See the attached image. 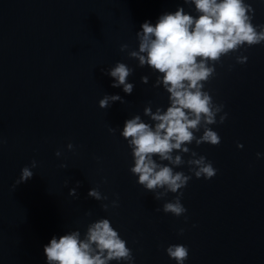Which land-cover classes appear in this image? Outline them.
<instances>
[{
    "label": "water",
    "instance_id": "95a60500",
    "mask_svg": "<svg viewBox=\"0 0 264 264\" xmlns=\"http://www.w3.org/2000/svg\"><path fill=\"white\" fill-rule=\"evenodd\" d=\"M249 2L254 22L264 23V0ZM178 4L183 0H0V140L7 141L0 143V264H45L43 245L54 233L84 231L101 216L119 229L136 264H175L169 243L189 246L186 264H264V157H256L264 153V44L248 47L244 64L235 60L240 52L222 57L206 84L229 116L212 125L220 144L190 146L218 172L208 180L193 175L183 189L187 220L157 211L163 200L136 183L126 141L108 131L143 116L149 101L167 104V93L152 87L151 69L120 45L136 48L140 24ZM118 60L134 69L131 94L111 87L104 72ZM105 93L125 102L100 108ZM32 159L33 177L13 187ZM97 185L109 201L117 193L119 206L105 210L88 197Z\"/></svg>",
    "mask_w": 264,
    "mask_h": 264
},
{
    "label": "clouds",
    "instance_id": "9594fccd",
    "mask_svg": "<svg viewBox=\"0 0 264 264\" xmlns=\"http://www.w3.org/2000/svg\"><path fill=\"white\" fill-rule=\"evenodd\" d=\"M254 20L255 8L249 0H183L174 10L160 13L154 22L146 19L140 24L136 48L128 50V44L120 45L121 52L127 50L138 67L151 69L155 76L152 87L167 93V104L153 105L149 101L143 107V116L132 114L122 126L108 128L110 133L119 130L126 141L131 156L129 171L136 183L151 191L156 200H163L157 211L187 220L183 189L193 175L208 180L217 174L213 161L190 146L193 142L196 146L220 144L222 138L212 125L223 124L229 113L206 84L217 75L216 66L223 63L222 57L240 52L235 60L244 64L248 57L243 52L264 44V23ZM133 71L118 60L104 72L111 78V87L131 94L135 85L128 77ZM140 79L147 84L149 76L142 75ZM116 101L125 102L119 93H105L98 105L108 108ZM66 147L74 150L75 146L69 141ZM237 147L243 148V144L237 141ZM55 155L60 157L61 149ZM256 157L262 158L264 153L258 151ZM37 164L35 159L25 164L13 187L30 180ZM60 167L66 165L61 163ZM103 181L106 183L107 178ZM79 184L76 181V186L69 188V195L76 196ZM169 193L175 195L165 199ZM87 196L101 202L105 210L119 206V195L114 193L109 201L99 185L90 187ZM183 232L180 228L179 233ZM127 244L111 220L101 216L90 221L84 231L74 228L54 233L43 245V256L45 264H136ZM189 251L184 243H169L165 248L175 264H186Z\"/></svg>",
    "mask_w": 264,
    "mask_h": 264
}]
</instances>
